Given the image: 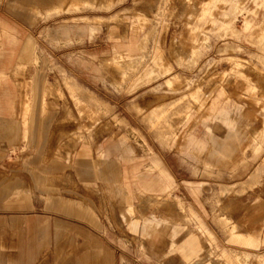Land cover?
I'll use <instances>...</instances> for the list:
<instances>
[{
  "label": "rangeland",
  "instance_id": "obj_1",
  "mask_svg": "<svg viewBox=\"0 0 264 264\" xmlns=\"http://www.w3.org/2000/svg\"><path fill=\"white\" fill-rule=\"evenodd\" d=\"M0 20L18 38L0 58L13 117L20 83L36 101L58 89L45 114L35 103L31 139L0 130V177H21L31 218L52 235L55 223L65 228L63 255L87 242L101 264H264V0H0ZM127 40L137 55L108 61ZM75 135L92 159L99 146L128 152L115 163L134 197L127 211L113 208L119 182L88 190L55 156ZM153 162L170 178L162 193L133 177L134 167L157 176ZM54 167L60 195L84 209L41 195L38 171Z\"/></svg>",
  "mask_w": 264,
  "mask_h": 264
},
{
  "label": "crops",
  "instance_id": "obj_2",
  "mask_svg": "<svg viewBox=\"0 0 264 264\" xmlns=\"http://www.w3.org/2000/svg\"><path fill=\"white\" fill-rule=\"evenodd\" d=\"M14 1V0H13ZM70 6L76 7V4ZM32 12H38V9L31 5ZM55 10V9H54ZM51 10H48V12ZM65 35L68 34L66 27H61ZM113 35V33H112ZM112 38H116L112 37ZM18 38L16 30L10 26L7 22L0 20V58L7 55L6 47L12 46L17 42ZM126 41L122 46L114 50L113 56L108 61H117V56H130L135 57L138 52V44L129 43ZM28 43V42H27ZM20 58L23 62H30L33 60L27 50H23L20 54ZM105 60V61H107ZM104 61V62H105ZM19 63L16 66V73L25 67L24 63ZM6 80V74L0 70V86L4 84ZM25 82L20 83L18 88L19 102V118H14L12 115L13 105H6L4 96L8 95L7 91H3L0 94V130L7 127L10 133L14 136L15 140L26 142L32 138V123L34 121V108L35 103L40 114H45L46 109L51 106V99L47 101L46 96L50 95L55 97L58 89L52 85L44 87L41 91L39 99L35 100L36 91L30 90L31 97L27 91L22 90V85ZM30 94V93H29ZM25 104H28V108L25 109ZM8 116V118L6 117ZM22 116V117H21ZM38 138H42L38 136ZM81 146L76 147L79 142ZM120 147L117 144H111L105 147H98L96 149V159H92L91 150L88 143L83 141L81 135H75L73 138L68 139L63 145L57 146L54 152L55 156L59 157L64 167L71 168L79 176V181L88 189H94V180L101 179L107 187H112L114 183L119 182L121 186L118 187L119 202L117 206H114V210L119 213L127 211L128 207L133 206V195L129 191L130 185L127 182L125 175L116 176L115 163L117 161H129L124 157L127 151L121 153ZM115 157L112 159L111 157ZM30 165V164H29ZM153 165L158 169V175L155 177L142 174L137 171V168H133V177L138 181L136 185L147 192L162 193L170 185V178L165 172L158 168L156 162ZM64 171V170H61ZM57 169L46 168L38 171V179L41 181V195L51 204H62L66 206H76L79 209H84V204L78 201H72L60 195L59 191L54 185V180L61 177L58 174ZM2 173H0L1 176ZM105 175L102 179L101 175ZM64 182H71L72 176L67 171L63 172ZM56 176L57 178H54ZM94 187V188H93ZM28 192L25 188V183L21 177H12L5 175L0 177V264H48L51 260V253H53L54 260L57 264H91L90 252L94 264H101L100 262V249L96 245H91L84 242L81 245L80 250H76L75 256L67 258L63 255L66 248L63 247L67 232L63 226L55 223L53 235L50 233L48 223H42L35 218H31V209L34 208V203L26 199L25 193ZM138 199L141 197L150 198L145 196L142 192H138ZM158 195V194H157ZM26 233L28 238L26 240ZM3 236L7 239L3 240ZM182 242V241H181ZM180 242V243H181ZM70 250H74V240L70 238ZM184 243H189L184 241ZM227 259L228 255L225 254Z\"/></svg>",
  "mask_w": 264,
  "mask_h": 264
},
{
  "label": "bare ground",
  "instance_id": "obj_3",
  "mask_svg": "<svg viewBox=\"0 0 264 264\" xmlns=\"http://www.w3.org/2000/svg\"><path fill=\"white\" fill-rule=\"evenodd\" d=\"M22 117V116H21Z\"/></svg>",
  "mask_w": 264,
  "mask_h": 264
}]
</instances>
